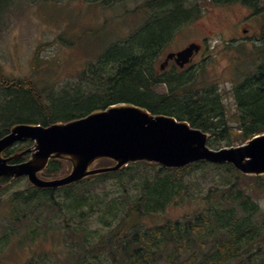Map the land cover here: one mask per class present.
I'll list each match as a JSON object with an SVG mask.
<instances>
[{"label": "trees", "instance_id": "obj_1", "mask_svg": "<svg viewBox=\"0 0 264 264\" xmlns=\"http://www.w3.org/2000/svg\"><path fill=\"white\" fill-rule=\"evenodd\" d=\"M261 1L85 0L104 8L134 4L135 8L125 9L121 17L137 13L141 21L127 37L105 46L103 56L80 82L87 85L64 88L52 104L43 102L32 80L11 79L0 71V98H5L0 106V138L16 124L47 127L117 104H132L153 115L185 121L209 134L207 145L212 149L225 139L227 145H241L263 134L264 44L244 58L260 63L234 81L235 112L230 117L216 86L196 80L200 70L157 75L163 50L181 29L201 18L205 5H240L256 13ZM161 83H166V94L153 89ZM230 122L236 124L237 131ZM32 146L31 142L18 143L3 154L23 153L13 162H25L30 158L26 150ZM114 165L109 159H100L93 168ZM70 169V161L53 159L39 177L58 179ZM206 177L211 184L204 194L192 195L190 187ZM24 179L1 178L0 192ZM259 199L264 200V175H244L228 163L201 161L167 169L136 162L57 189H38L28 183L13 191L5 201L8 219L3 237L7 242L22 236L17 244L26 248L40 246L39 241L47 238L53 240L58 247L49 264H54L56 256L60 258L63 249L64 264H264V213ZM192 202L199 209L184 212L179 219L155 222L169 206ZM96 213L106 232L92 241L95 233L87 230L85 222ZM57 216L63 218V227H55ZM70 222H75L74 226ZM34 253L37 257L31 256L27 264H44L49 258Z\"/></svg>", "mask_w": 264, "mask_h": 264}, {"label": "rangeland", "instance_id": "obj_2", "mask_svg": "<svg viewBox=\"0 0 264 264\" xmlns=\"http://www.w3.org/2000/svg\"><path fill=\"white\" fill-rule=\"evenodd\" d=\"M134 8V4L104 8L89 4L85 0H0V71L11 79L32 80L42 93L43 102L52 104L53 99H58L56 94L64 88L87 85L80 82L88 75L89 68L96 65L103 56L101 53L105 46L124 39L140 23L137 13H134L135 16L128 14L126 18L121 17L125 9L130 11ZM245 13L246 9L240 5H205L201 18L181 29L158 60L159 64L168 52L179 50L191 42L200 43L204 37L212 36L208 39V48L198 54L195 58L196 65L189 71L195 74L193 68L197 66L196 69L200 70L201 75L196 79L198 83L216 86L229 117L235 112L231 94L234 81L239 75L252 72L260 63L244 60L254 51L248 42L240 47L238 44L229 46L230 43H235L232 42L235 41L234 37L243 35L241 24L249 28L251 34H257L261 23H264L263 12L256 17V21L251 22L254 27H248L242 20ZM153 89L159 94L168 92L164 85L155 86ZM3 99L5 98H0V106ZM39 119L41 122L42 117ZM229 125L237 131L235 123L230 122ZM227 142V139L218 142L216 149L239 146L234 143L227 145ZM27 184L24 179L12 185L6 192H0V264H27V259L31 256L37 257L34 252L48 254L49 258L44 259V264H49L53 261L50 256L53 257L52 254L57 250L58 245L49 238L39 241L40 246L34 244V247L26 248L17 244L22 236L7 242L3 237V228L8 219L5 201L10 193L26 188ZM210 184V179L206 177L201 184L192 186L189 190L192 195L197 196L199 193L204 194ZM258 201L264 213V200ZM195 203L171 205L155 222L179 219L184 212L190 213L199 209ZM96 216L100 215L96 213L88 224L85 222L87 230L95 233L91 235L92 241L106 232L98 224ZM74 223L70 222L72 226ZM54 225L63 227V218L57 216ZM63 251L64 253L59 254L60 258H54V264H64L61 261L66 250Z\"/></svg>", "mask_w": 264, "mask_h": 264}, {"label": "water", "instance_id": "obj_3", "mask_svg": "<svg viewBox=\"0 0 264 264\" xmlns=\"http://www.w3.org/2000/svg\"><path fill=\"white\" fill-rule=\"evenodd\" d=\"M200 46L189 44L169 59L183 67ZM163 68V65H161ZM208 134L191 128L185 121L166 115H153L132 104L112 105L67 123L57 122L47 127L16 124L0 138V179L25 177L38 189H57L88 177L115 172L130 163H155L167 169L184 168L206 161L228 163L241 174L264 175V133L252 137L237 147L210 149ZM30 141L33 148L25 162L13 163L23 153L3 157L4 151L18 142ZM52 159L71 162V171L54 180H43V172ZM100 159H109L114 166L93 168Z\"/></svg>", "mask_w": 264, "mask_h": 264}, {"label": "flooded vegetation", "instance_id": "obj_4", "mask_svg": "<svg viewBox=\"0 0 264 264\" xmlns=\"http://www.w3.org/2000/svg\"><path fill=\"white\" fill-rule=\"evenodd\" d=\"M245 9H246V13L244 14L242 20L245 21L244 24H247L248 27L253 28L254 26L251 24V22L256 21V17L261 16L264 12V0L261 1V4L258 8L259 12L255 13V11L250 9V8H245ZM249 25H251V26H249ZM240 27H242V28H240L241 34H243L244 36L239 35L238 37H234L233 39L235 40V42L245 41L251 45H256L260 49L262 44H264V34H263L264 23H261V27L257 30V34H251V30H249V28H245L246 26H244L242 24L240 25ZM211 37L212 36H206L203 38L202 42H200V44H199L201 46L199 52L195 53L192 56V58L190 59V62L187 65H185L183 68H180L176 64L174 59H170V60L166 61L165 58H163L161 61V63L163 64V68H161V66H160L161 63L158 64L157 75H162V74L164 75V74H167L169 72L179 73L180 71L192 68L194 65H196L195 58L198 56V54L205 51L207 40ZM191 43H195V42H191ZM196 67L193 68L194 71H195ZM161 84L165 86L166 83H161ZM161 84H158V85H161Z\"/></svg>", "mask_w": 264, "mask_h": 264}]
</instances>
